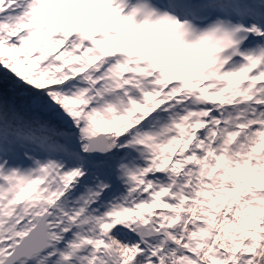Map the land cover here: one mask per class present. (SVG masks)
Wrapping results in <instances>:
<instances>
[{
  "label": "snow or ice",
  "instance_id": "6c2138e0",
  "mask_svg": "<svg viewBox=\"0 0 264 264\" xmlns=\"http://www.w3.org/2000/svg\"><path fill=\"white\" fill-rule=\"evenodd\" d=\"M0 264H264V0H0Z\"/></svg>",
  "mask_w": 264,
  "mask_h": 264
}]
</instances>
